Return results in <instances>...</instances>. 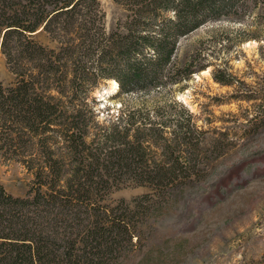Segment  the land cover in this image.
Masks as SVG:
<instances>
[{"label": "trees", "instance_id": "obj_1", "mask_svg": "<svg viewBox=\"0 0 264 264\" xmlns=\"http://www.w3.org/2000/svg\"><path fill=\"white\" fill-rule=\"evenodd\" d=\"M112 1L124 14L107 29L101 0H0V53L15 77L0 81V151L33 177L23 195L0 183V264H120L138 227L202 180L204 130L180 100L96 125L93 89H182L213 65L200 49L178 61L182 38L222 18L264 27V0ZM126 179L151 192L110 201Z\"/></svg>", "mask_w": 264, "mask_h": 264}, {"label": "rangeland", "instance_id": "obj_2", "mask_svg": "<svg viewBox=\"0 0 264 264\" xmlns=\"http://www.w3.org/2000/svg\"><path fill=\"white\" fill-rule=\"evenodd\" d=\"M101 3L105 26L111 29L124 10L112 0ZM253 20L251 15L222 18L182 38L178 61L200 49L213 64L206 72L194 73L182 89L171 85L109 96L104 91L100 98L97 92L109 86V79L93 89L96 125L106 126L122 107L180 100L204 130L202 180L151 215L150 227H138L139 238L133 237L132 249L123 245L131 250L120 251V264H264V27ZM34 37L54 45L42 33ZM213 67L228 83L213 78ZM0 81H15L1 53ZM94 126L89 122L92 132ZM32 178L22 164L6 160L0 151V183L7 191L23 195ZM119 186L110 201L123 198L133 205L135 198L151 192L129 179Z\"/></svg>", "mask_w": 264, "mask_h": 264}, {"label": "bare ground", "instance_id": "obj_3", "mask_svg": "<svg viewBox=\"0 0 264 264\" xmlns=\"http://www.w3.org/2000/svg\"><path fill=\"white\" fill-rule=\"evenodd\" d=\"M206 71H207V69L202 70V72H206ZM197 76H198V75H197ZM117 86H118V84H117V82H116L115 80H110L109 86L103 88L102 92H101V91H98V92H97V95H98L100 98L105 97V96L102 95L104 91H105L107 94H108V93H113V92L116 90ZM105 95H106V94H105Z\"/></svg>", "mask_w": 264, "mask_h": 264}]
</instances>
